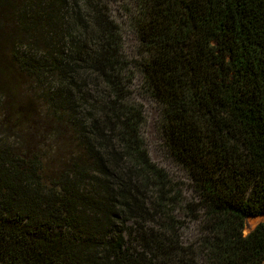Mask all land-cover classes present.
I'll use <instances>...</instances> for the list:
<instances>
[{
	"label": "trees",
	"instance_id": "obj_1",
	"mask_svg": "<svg viewBox=\"0 0 264 264\" xmlns=\"http://www.w3.org/2000/svg\"><path fill=\"white\" fill-rule=\"evenodd\" d=\"M116 1L0 0V264H262L264 0H126L130 54ZM51 123L54 168L23 140Z\"/></svg>",
	"mask_w": 264,
	"mask_h": 264
},
{
	"label": "rangeland",
	"instance_id": "obj_2",
	"mask_svg": "<svg viewBox=\"0 0 264 264\" xmlns=\"http://www.w3.org/2000/svg\"><path fill=\"white\" fill-rule=\"evenodd\" d=\"M126 0H117L115 4H112V14L115 18H117L121 24L122 19L124 18V14L122 11L121 4L125 3ZM123 25V24H122ZM125 28V49L128 54L135 47V39L134 35L126 28L125 24L123 25ZM134 96L136 101L142 105L144 111V122L141 126V136L145 142L147 147L148 153L151 159L156 162L159 166L163 167L170 176L179 183V185L183 186V191L186 196L191 194L190 184L188 179L185 176V172L180 169L169 157L166 150L163 148L162 145V135L160 130V109L158 104L152 100L151 98L145 96L141 92L140 83L137 78L135 82V86L132 87ZM5 113L3 109L0 112V122L5 121ZM49 126L44 129L43 125L39 124L40 132L38 137L27 138L29 136H25L23 140H25L28 144H35L38 148V151L41 154H45L44 163H46L51 168H54L55 165L53 164L54 159L56 160V152L57 146L59 144V140L61 137H57V129L54 124H48ZM10 124L0 125V142H9L11 144L20 141V133L15 131H11ZM27 134L31 135V131L27 132ZM25 133V134H26ZM60 138V139H59ZM264 220V215L248 217L245 220V227L243 230L244 234H247L250 230L254 228V226ZM194 231V225L191 223L189 228L185 230L186 234H190ZM264 264V261L262 262Z\"/></svg>",
	"mask_w": 264,
	"mask_h": 264
}]
</instances>
